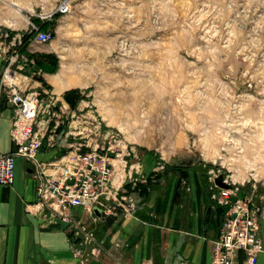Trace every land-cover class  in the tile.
I'll use <instances>...</instances> for the list:
<instances>
[{"label": "rangeland", "instance_id": "374dc122", "mask_svg": "<svg viewBox=\"0 0 264 264\" xmlns=\"http://www.w3.org/2000/svg\"><path fill=\"white\" fill-rule=\"evenodd\" d=\"M61 1L1 3L9 16L29 8L32 19ZM70 5L46 19L45 29L76 46L52 58L77 64V80L86 81L82 97L62 113L74 141L102 143L114 132L140 153L190 149L211 166L209 175L235 181L246 196L264 193V0Z\"/></svg>", "mask_w": 264, "mask_h": 264}, {"label": "crops", "instance_id": "0c3cea01", "mask_svg": "<svg viewBox=\"0 0 264 264\" xmlns=\"http://www.w3.org/2000/svg\"><path fill=\"white\" fill-rule=\"evenodd\" d=\"M2 1L0 25L5 26L4 22L10 18L7 25L13 33L29 34L30 21H33L29 18L31 10L23 9L21 13L17 9L9 16ZM72 34L65 32L68 37ZM64 42L61 36L46 44L31 41L28 50L35 56L49 55L52 61L53 55L61 58L69 49L76 51V46L64 45ZM80 49L83 51V47ZM1 66L0 58V69ZM43 69L40 78L27 77L24 88H36L46 99L53 95L57 100L58 106L53 107L57 116L46 120L48 129L38 154V159L47 163L61 158L79 143L92 141H74L73 132L63 126L62 113L68 114L69 107L64 93L86 84L83 78L77 80V64L70 65L68 61L62 64L59 59L55 72ZM13 115V109L4 106L0 118V151L3 152L16 147L11 135ZM130 150V158H137L134 163L129 162L139 167L136 177L145 178L151 172L160 173V177L154 179L149 194L139 199L133 210L109 217L110 222L106 219L94 224L102 247L88 264H212L224 211L215 206L209 195L205 163L190 149L178 148L167 157ZM166 165H188V173L183 176L167 170ZM31 170L30 163L19 156L14 183L0 185V264H77L66 224L62 220H49L38 202L37 179ZM240 195L244 196L241 190ZM74 212L83 220L89 219L80 208ZM260 233L264 242V220ZM257 264H264V251Z\"/></svg>", "mask_w": 264, "mask_h": 264}, {"label": "built area", "instance_id": "2783aa9c", "mask_svg": "<svg viewBox=\"0 0 264 264\" xmlns=\"http://www.w3.org/2000/svg\"><path fill=\"white\" fill-rule=\"evenodd\" d=\"M70 2L62 0L53 12H42L37 17L46 20L56 12L66 14ZM32 32L29 43L46 44L55 36L35 21H30ZM23 36L13 33L10 26L0 31V118L4 106L13 109L11 135L16 146L12 151H0V185L14 183L17 157L28 161L37 179L38 202L45 215L49 220H62L66 224L77 264H88L102 247L94 224L136 207L137 202L125 188V182L136 184L139 167L129 163L132 151L114 132H107L102 143H79L57 160L44 163L38 159L48 129L46 120L57 116L53 107L58 104L53 95L46 99L40 90L24 88L27 77L40 78L44 69L28 47L22 49ZM217 176L208 177L210 197L224 212L212 264H257L264 251L260 233L264 193L241 196V185L224 178L230 186L220 187L215 182ZM253 187L257 189V183ZM95 203L102 206L103 219L95 213ZM76 208L87 214L89 221L76 214Z\"/></svg>", "mask_w": 264, "mask_h": 264}, {"label": "trees", "instance_id": "16d2710c", "mask_svg": "<svg viewBox=\"0 0 264 264\" xmlns=\"http://www.w3.org/2000/svg\"><path fill=\"white\" fill-rule=\"evenodd\" d=\"M33 21L40 23L39 18H37V17H33ZM49 24L50 23L48 21H45L44 23H40V25L43 29L48 27ZM33 35H34V33L32 32L29 34H25L23 36V44H22L23 50L27 49L29 40H30V38L33 37ZM36 61L40 66H43L47 71H50V72H55L58 68V64H57L58 61H54V60L51 61V58L49 57V55L36 56ZM79 93H80L79 88H72V89L67 90L64 93V98L68 103H71L74 106L75 105L74 102L76 101V99H80L82 97L79 95ZM75 96H77V97H75ZM166 167H167V170H174L183 176L187 175L188 168H189L188 165L187 166L177 165L174 167H170V166L166 165ZM205 167H206L205 168L206 173H208L211 166L208 164H205ZM153 177H155V178L160 177V173L154 172ZM138 181L136 182L135 185H133L132 182L128 181V180L125 182V188L128 190V192H130L134 196L136 202H138L139 199H142L145 196H147L149 194L151 188H152L151 186H153L155 184L154 180H152L151 177L148 178V176L146 177V180H144L145 182H138ZM208 189H209V186H208ZM209 195H210V189H209ZM111 218H113V217H111ZM107 221L110 222V218L107 219ZM68 235H71V234L68 232Z\"/></svg>", "mask_w": 264, "mask_h": 264}, {"label": "water", "instance_id": "95a60500", "mask_svg": "<svg viewBox=\"0 0 264 264\" xmlns=\"http://www.w3.org/2000/svg\"><path fill=\"white\" fill-rule=\"evenodd\" d=\"M215 182L218 186L220 187H229L230 184L227 183L225 180H224V177L223 176H217L215 178ZM94 210H95V213L101 217L102 219L104 218V213H103V209H102V206L99 204V203H95L94 205Z\"/></svg>", "mask_w": 264, "mask_h": 264}]
</instances>
